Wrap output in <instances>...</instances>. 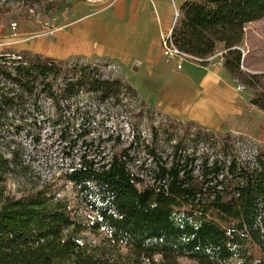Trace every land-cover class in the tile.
Masks as SVG:
<instances>
[{"label":"trees","instance_id":"trees-1","mask_svg":"<svg viewBox=\"0 0 264 264\" xmlns=\"http://www.w3.org/2000/svg\"><path fill=\"white\" fill-rule=\"evenodd\" d=\"M8 2L0 0V18ZM262 18L264 0H184L170 37L199 58L221 46L224 69L251 89V105L264 110V72L241 69L245 25ZM96 60L0 50V132H26L35 145L41 137L35 114H42L68 159L62 178L90 213L75 214L70 200L57 195L56 183L18 197L6 193L5 176L18 166V156L0 151V264H179L180 258L264 264V142L242 154L241 146L249 143L244 136L159 113L148 140L139 132L128 141L107 134L112 148L104 154L101 135L90 136L94 125L104 123L96 114L100 103L130 96L150 105L122 74L99 69L118 70L116 63ZM166 120L183 123L182 133H168ZM85 233L99 237L102 246L85 242ZM110 248L116 249L108 254ZM121 248L127 262H112Z\"/></svg>","mask_w":264,"mask_h":264},{"label":"crops","instance_id":"crops-1","mask_svg":"<svg viewBox=\"0 0 264 264\" xmlns=\"http://www.w3.org/2000/svg\"><path fill=\"white\" fill-rule=\"evenodd\" d=\"M12 14H14L12 16ZM0 20V45L56 59L83 57L116 63L140 96L161 113L193 121L208 129L242 133L250 97L218 55L181 68L166 63L162 37L173 26L170 0H115L112 4L73 1L57 17L49 34L13 11ZM16 26L9 27L10 21ZM219 46L215 53L223 52Z\"/></svg>","mask_w":264,"mask_h":264},{"label":"rangeland","instance_id":"rangeland-1","mask_svg":"<svg viewBox=\"0 0 264 264\" xmlns=\"http://www.w3.org/2000/svg\"><path fill=\"white\" fill-rule=\"evenodd\" d=\"M10 9L1 16L5 17L8 14H12L14 11L15 14H18L21 19H25L24 6L17 5L12 0H8ZM34 7L41 12H44L45 9H61V1H44L40 4H35ZM14 14H12L13 16ZM0 18V20H1ZM3 19V18H2ZM3 19L2 21H7ZM4 48H10L0 45V50ZM242 50V67L241 69L244 72H264V18L249 22L245 25L244 29V39L241 44ZM86 60V59H85ZM91 61H97L93 59ZM99 62V61H98ZM104 65V64H103ZM101 71H105L107 74L111 73L114 75L122 74L124 80H128L125 73L120 70L113 69V66H102L99 68ZM237 84H245L241 81L235 80ZM246 95L251 98L252 91L251 89L245 86L243 90ZM86 98L87 96L84 95ZM122 98V96H120ZM119 97V98H120ZM85 102V100H83ZM81 104V103H80ZM88 106H93V102H85ZM48 106V104H45ZM98 107V106H97ZM94 109V108H93ZM96 114L100 118L104 119L103 125L99 123L94 125V132L90 136H96L98 133L101 135L103 142H101L100 149L103 148L104 154L109 153L112 145L109 140L106 139L107 134L116 135L120 134L121 138L124 141H128L134 134L139 132L144 139L150 138V127L159 126L157 121L161 119V113L157 108L150 105L141 106L140 102L130 96H124L119 103L116 101L107 100L104 104L100 103V106L97 108ZM151 111V112H150ZM39 119V124L41 125V137L40 142L37 144L31 143L29 140V135L26 132H20V135H10L8 131L0 132V151L4 152L6 155H9V151H14L17 154V163L18 166L12 172V174H7L5 176L4 186L6 193L13 196H20L23 193L32 191L39 188L40 186L47 183H56L60 196H65L70 200L72 205L75 208V214H78L79 217H88V211L84 209L82 203L77 200L75 193L72 190L71 184L65 179L62 178V172L67 167L68 159L62 156L60 151V146L56 142V139L52 136L50 127L47 124H44L42 119L43 116L40 113L35 114ZM173 117V116H171ZM175 117H173L174 119ZM179 118H176L178 120ZM180 120V119H179ZM184 121V120H181ZM175 122V121H174ZM177 122V121H176ZM130 124H133V130L130 127ZM164 128H168V133L181 134V128L183 123H173L171 121H164ZM243 128L242 133H232L236 138L238 136H244L249 142L248 145H243L242 154L245 151L253 149L256 144H261L264 142V133H261L264 127V110H260L257 107H251L249 105L247 118L242 122L240 126ZM177 129V130H176ZM160 134H164L163 130H159ZM226 132V131H222ZM230 132V131H229ZM166 136V135H163ZM160 138H166V137ZM163 142L165 139H162ZM165 145V144H163ZM164 148V149H163ZM163 155L167 156L169 154V147L161 148ZM80 152L79 147H76L73 151V159L77 160L78 153ZM139 156L142 158L146 157L143 152H140ZM58 195V194H57ZM84 240L92 246H102V241L99 240V237L93 236L90 233H85ZM116 248H110L108 254L113 252ZM121 256L112 254L113 261H126V249L121 248L119 250ZM145 264V263H143ZM179 264H197L195 261L188 258H180Z\"/></svg>","mask_w":264,"mask_h":264},{"label":"built area","instance_id":"built-area-1","mask_svg":"<svg viewBox=\"0 0 264 264\" xmlns=\"http://www.w3.org/2000/svg\"><path fill=\"white\" fill-rule=\"evenodd\" d=\"M61 1V0H60ZM73 1H82L87 2L91 4H112L115 0H62V8H54V9H45L44 12L38 11L34 5H23L24 6V12L25 15L24 21L28 23H32L36 26V31L39 33L49 34L53 32L54 29L57 27V17L58 14L62 11H66L67 7L71 4ZM184 0H170L171 6L173 9V24L177 21V19L180 17V5ZM14 2V1H12ZM54 2V1H52ZM17 5H22L20 2H14ZM16 26V21H10L9 27L13 28ZM171 32V30H170ZM170 32L162 37V54L164 57V61L166 63H174L176 68H181L183 63L186 61H192L196 63H202L204 61H207L211 59L214 56L218 55V65L223 66V56L222 53L224 52H218L213 53L209 55L206 58H199L196 56H192L186 52L181 51L172 41L170 37ZM242 67V64H241ZM238 90H244L245 87L242 84H237ZM59 195V193H58ZM94 214V213H92Z\"/></svg>","mask_w":264,"mask_h":264}]
</instances>
